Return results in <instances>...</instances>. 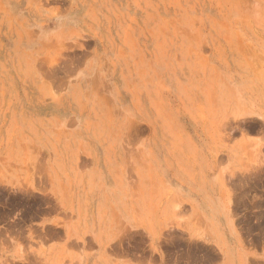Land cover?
Segmentation results:
<instances>
[{
    "label": "rangeland",
    "instance_id": "rangeland-1",
    "mask_svg": "<svg viewBox=\"0 0 264 264\" xmlns=\"http://www.w3.org/2000/svg\"><path fill=\"white\" fill-rule=\"evenodd\" d=\"M0 264H264V0H0Z\"/></svg>",
    "mask_w": 264,
    "mask_h": 264
},
{
    "label": "crops",
    "instance_id": "crops-1",
    "mask_svg": "<svg viewBox=\"0 0 264 264\" xmlns=\"http://www.w3.org/2000/svg\"><path fill=\"white\" fill-rule=\"evenodd\" d=\"M215 182L207 176H193L191 180L180 182V185H169L171 193L179 194L183 199V204L188 207L193 214L207 215L211 213L213 204L220 196L215 194ZM172 199L170 200L171 203ZM137 208L141 210L142 204L137 203Z\"/></svg>",
    "mask_w": 264,
    "mask_h": 264
}]
</instances>
